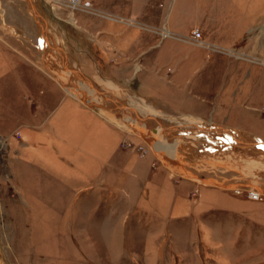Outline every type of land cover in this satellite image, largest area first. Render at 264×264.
<instances>
[{"label":"rangeland","instance_id":"rangeland-1","mask_svg":"<svg viewBox=\"0 0 264 264\" xmlns=\"http://www.w3.org/2000/svg\"><path fill=\"white\" fill-rule=\"evenodd\" d=\"M72 2L0 0V33L54 84L53 69L67 71L56 46L71 69L122 104L143 99L138 84L150 86L157 107L144 101L162 114L240 128L264 143V0ZM43 35L54 63L40 51ZM144 51L147 64L179 59L178 69L194 73L175 88L139 71ZM122 63L133 83L111 74ZM73 99L97 119L70 139L17 123L0 103V241L10 264H264V158L254 149L181 139L172 162L122 120L112 124ZM64 105L69 98L49 117ZM251 188L263 195L253 198Z\"/></svg>","mask_w":264,"mask_h":264},{"label":"crops","instance_id":"crops-1","mask_svg":"<svg viewBox=\"0 0 264 264\" xmlns=\"http://www.w3.org/2000/svg\"><path fill=\"white\" fill-rule=\"evenodd\" d=\"M34 14L36 20L37 17L41 18L42 16V13H38L39 15H36V13ZM4 24L7 23L4 22ZM37 24V28H39L40 31L45 27L46 29L48 28L46 21H43V24L41 23L42 25H40L37 20ZM10 27L15 28L16 26L11 25ZM0 45H2L8 52L5 54V52L0 49V103L3 107H9L11 113L17 116L15 117L16 119H14L17 123L24 122L36 125L40 127L43 133L49 132L54 139H60L61 132L66 133L68 131V133L71 134L66 138L70 139L72 138L71 136L76 135L78 127H82L84 122L88 119L92 117V119H97L91 115L88 110L86 111L83 109L73 97L66 96V92L63 90L64 88L60 83H56L55 81L56 84H54L51 82L49 78L44 75H49V73L44 68L35 65L33 59L26 54L27 51L19 46V43L14 40L12 35L10 36L0 33ZM144 54H147L146 51L142 52L141 57ZM141 57L140 62L143 65L139 62V71L144 68L150 69L149 73L152 72L156 79L174 84L175 88H179L178 84H175L177 79L179 82L184 83L186 81V76L193 75L195 70H191L189 73H184L182 69L185 65L178 69L177 61H179V59L172 62V60H168V57L159 58L157 60L151 57L152 63L150 64L148 61L147 64L145 61L147 58L143 59L142 57L141 59ZM144 61L146 62V65ZM125 67L126 64L123 63L120 66L115 64L111 67L110 72L114 76L119 75L123 80H129L131 78L130 82L133 83V77H131L129 71L127 72L128 68L126 70ZM132 83H130V85H132ZM138 87L134 89L137 90L138 96L156 106L150 101L151 97L148 94V92L152 90L150 89L151 87L146 85L143 86L142 84H138ZM146 87L148 89H145ZM170 92H172V90H170ZM226 96V92H224L221 99L225 100ZM209 97L210 96H208V98ZM67 98H69L71 105H64V111L53 119L49 117L50 113L57 107V105L63 103ZM92 126L93 125L90 127L89 125V128H93ZM235 129L241 133L252 135L255 138L252 132L241 130L240 128ZM257 140H259L258 137Z\"/></svg>","mask_w":264,"mask_h":264},{"label":"bare ground","instance_id":"bare-ground-1","mask_svg":"<svg viewBox=\"0 0 264 264\" xmlns=\"http://www.w3.org/2000/svg\"><path fill=\"white\" fill-rule=\"evenodd\" d=\"M26 1L29 3V0ZM44 29H46V27ZM44 29L43 32L45 31ZM43 39L46 44L44 43L40 45V51L45 55L47 60L54 63V60H52L53 58L50 56L51 51L48 41L44 35ZM52 48L55 50L60 49L56 46ZM63 55L64 54H61L60 56L64 57L65 55ZM64 62L65 61L63 60V63ZM59 63L60 68L63 70L65 68L67 71L61 75L57 69H53V73L56 74L58 83H60L70 96L76 98L82 104L90 105L91 109H93L99 117L112 124L115 119L122 120L127 127L132 128L133 132L135 131L140 137L146 139L150 143V147L156 151V153H159L158 155H160L162 159L166 158L173 162L174 157H172V152L181 139L196 143L203 139H207L208 141L210 139L212 141L215 140L223 143V146L224 144L231 145L234 143L254 149V152H252L253 156L264 158V143L250 137V135L241 134L240 132L238 133L229 128L211 127L210 124H205L200 119L190 116H183L181 118L166 116L152 106L147 105L144 99H131L129 104H122L120 100L113 97V103H110L103 99V96L105 97L108 95L101 92L96 84L93 82H87L82 76L79 78L77 73L78 69H71L72 67L70 66L69 68H63L61 62ZM73 74L76 75L79 80H71L70 76ZM101 83L116 88L111 80H101ZM99 98L103 100V104L100 103ZM107 107H112L114 109L113 112L107 111ZM124 108L129 109L133 115L127 117L120 116ZM141 114L146 116H141ZM241 148L244 149L243 147Z\"/></svg>","mask_w":264,"mask_h":264},{"label":"water","instance_id":"water-1","mask_svg":"<svg viewBox=\"0 0 264 264\" xmlns=\"http://www.w3.org/2000/svg\"><path fill=\"white\" fill-rule=\"evenodd\" d=\"M59 51H61V53H63L64 55H65V53L62 51V50H60L59 49ZM63 55V56H64ZM66 57L64 56V64H65V66H66V68H69V66L67 65V63H66ZM77 73H78V76H79V78H81L80 76H82L85 80H87V82H92L83 72H81L80 70H78L77 71ZM103 99L104 100H106V101H109L110 103H113V97L111 96V95H108V96H103ZM0 251H1V253H2V255H3V259H4V261H5V263L6 264H10V262H9V259L7 258V255H6V253H5V250L3 249V247H2V245H1V241H0Z\"/></svg>","mask_w":264,"mask_h":264},{"label":"built area","instance_id":"built-area-1","mask_svg":"<svg viewBox=\"0 0 264 264\" xmlns=\"http://www.w3.org/2000/svg\"><path fill=\"white\" fill-rule=\"evenodd\" d=\"M73 4H76V2H75V0H73V2H72ZM163 35H166V33H164ZM249 194H250V196H252L253 198H255V199H259L262 195H263V192L261 191V193H260V191H256V189L255 188H251L250 190H249Z\"/></svg>","mask_w":264,"mask_h":264}]
</instances>
